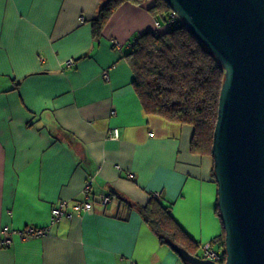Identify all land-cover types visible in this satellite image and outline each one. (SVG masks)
I'll return each instance as SVG.
<instances>
[{
	"label": "crops",
	"instance_id": "crops-1",
	"mask_svg": "<svg viewBox=\"0 0 264 264\" xmlns=\"http://www.w3.org/2000/svg\"><path fill=\"white\" fill-rule=\"evenodd\" d=\"M106 1L0 0V229L50 227L0 247V264H184L128 208L152 195L196 243L223 233L213 158L192 153L191 126L144 111L123 58L157 28L150 2L123 3L96 40ZM88 181L93 210L52 223Z\"/></svg>",
	"mask_w": 264,
	"mask_h": 264
},
{
	"label": "water",
	"instance_id": "water-1",
	"mask_svg": "<svg viewBox=\"0 0 264 264\" xmlns=\"http://www.w3.org/2000/svg\"><path fill=\"white\" fill-rule=\"evenodd\" d=\"M165 1L225 71L212 148L225 264H264V0Z\"/></svg>",
	"mask_w": 264,
	"mask_h": 264
},
{
	"label": "trees",
	"instance_id": "trees-1",
	"mask_svg": "<svg viewBox=\"0 0 264 264\" xmlns=\"http://www.w3.org/2000/svg\"><path fill=\"white\" fill-rule=\"evenodd\" d=\"M125 2L140 6L150 2L148 11L161 26L164 25L138 35L132 47L123 55L133 72V86L144 111L171 123L191 126L194 131L192 153L212 157L225 78L222 65L181 22L167 26L172 9L165 0H107L92 20L96 40L101 39L105 26ZM212 176L215 181L214 169ZM128 208L139 209L161 244L173 251L177 246L182 247L190 254L203 258L204 245L193 241L184 231L174 219L171 206L162 204L161 195H152L145 206L130 204ZM216 212L221 220L218 205ZM210 245L221 254L220 264H225L224 228L223 233ZM180 259L184 264H189Z\"/></svg>",
	"mask_w": 264,
	"mask_h": 264
},
{
	"label": "built area",
	"instance_id": "built-area-1",
	"mask_svg": "<svg viewBox=\"0 0 264 264\" xmlns=\"http://www.w3.org/2000/svg\"><path fill=\"white\" fill-rule=\"evenodd\" d=\"M180 21L177 15L172 13L171 20L167 24V26H172L177 24ZM164 26V25H163ZM157 22V27H163ZM75 65V61L72 59L67 62L68 67H72ZM105 77L109 78V73H105ZM112 134L116 137L118 136V132L113 131ZM129 177L131 179L134 178L133 174H130ZM91 187L92 181H88L84 188V196L83 200H75V201H66L63 200L61 203H58L52 208V223H57L64 219H72L75 215L79 214L82 211H92L94 208V198L91 195ZM111 201L110 195H105L101 198L100 203L103 205L108 204ZM50 235V227H36V226H27L24 228H12V227H4L0 229V247H11L13 246L15 239L18 238L20 240H28L31 238H45ZM210 243L204 245L203 249V258L211 259L220 264V260L222 259L221 254L217 253L210 247Z\"/></svg>",
	"mask_w": 264,
	"mask_h": 264
},
{
	"label": "rangeland",
	"instance_id": "rangeland-1",
	"mask_svg": "<svg viewBox=\"0 0 264 264\" xmlns=\"http://www.w3.org/2000/svg\"><path fill=\"white\" fill-rule=\"evenodd\" d=\"M4 228V227H3Z\"/></svg>",
	"mask_w": 264,
	"mask_h": 264
}]
</instances>
